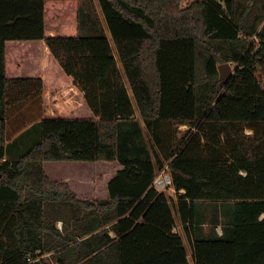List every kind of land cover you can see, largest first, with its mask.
Segmentation results:
<instances>
[{
    "label": "trees",
    "instance_id": "16d2710c",
    "mask_svg": "<svg viewBox=\"0 0 264 264\" xmlns=\"http://www.w3.org/2000/svg\"><path fill=\"white\" fill-rule=\"evenodd\" d=\"M181 1L98 0L113 49L83 0H0V264H191L185 244L193 264H264V0ZM55 160L123 168L106 199H79ZM199 200L230 206L221 234L200 233Z\"/></svg>",
    "mask_w": 264,
    "mask_h": 264
},
{
    "label": "crops",
    "instance_id": "0c3cea01",
    "mask_svg": "<svg viewBox=\"0 0 264 264\" xmlns=\"http://www.w3.org/2000/svg\"><path fill=\"white\" fill-rule=\"evenodd\" d=\"M105 28H107L106 24H105ZM105 28L103 27L102 30L106 34ZM117 64L119 67L120 66L119 62H117ZM125 84H126V87H127V90L130 96L132 97L129 82L125 81ZM66 93H67L68 103L71 106L78 105L84 99V92L77 90L70 83L66 86ZM134 109H135L134 120L138 122V126L140 127L142 132L146 134V129L144 127V124L141 118L139 117L138 110L135 105H134ZM47 110L50 111V108H48ZM33 125L34 124L29 125L21 133H19L12 140L6 143L4 159H11V160L14 159L19 154L23 153L26 149H28L30 145H32V143H34L38 139V135H39L38 131L36 130L33 132L29 131L30 129H32ZM186 127L188 128L187 125ZM133 129L136 130L137 128L135 127ZM21 145H23V148L20 147ZM146 149H149V145H147L146 148L143 150H146ZM137 151L139 150L137 148H134V152H137ZM72 168H74V170ZM122 168H123V165L118 160H114V161L55 160V161H44L43 162V169L45 173L47 174V176L52 180L67 182L70 188L75 192L76 196L79 199H106L109 195L108 194V181L110 180L112 176L115 175V173L118 170ZM66 171H67L66 174L56 173V172H66ZM166 175L169 176V173L165 169L160 170L157 172L155 180L157 178H161ZM155 180L153 182L154 186H155ZM99 186H101L102 188L101 191H98L97 187ZM155 187L157 190L163 191V192H165L164 190L168 188L172 192L168 194L166 192L165 193L167 196L172 197V198H175V194L177 192L179 193L184 192L183 189L179 191L175 190L170 184L166 185L164 188H159L157 186ZM263 217H264V214H261L260 219ZM175 219H176V225L173 228V231L178 232L183 237L182 227H181V224H179L177 221L176 214H175ZM227 220H228V217L227 219L224 220V222H227ZM224 226L225 225H223V223H217L216 226L212 228L210 224L203 223L202 229H200L201 230L200 233L202 235H209L211 232L214 233L215 231L218 234H221L223 232ZM108 234L112 238H116V235L112 230H109ZM185 245H186L187 252H188V259L190 263L193 264L190 248L187 244Z\"/></svg>",
    "mask_w": 264,
    "mask_h": 264
},
{
    "label": "rangeland",
    "instance_id": "374dc122",
    "mask_svg": "<svg viewBox=\"0 0 264 264\" xmlns=\"http://www.w3.org/2000/svg\"><path fill=\"white\" fill-rule=\"evenodd\" d=\"M191 0H182L181 1V6H186ZM83 4H84V9L86 11H90L91 13V17L88 18V21H90L91 23H97L98 26H101L102 28H105V21L103 18V14L102 11L100 9L98 0H83ZM90 16V15H89ZM106 30V35L111 43V45L113 46L114 49V45H113V41L110 37V33L107 30V28H105ZM120 64V63H119ZM231 66L234 68L236 66L235 63H232ZM173 127L175 128V132L178 136L182 135V133L186 130V124H175L173 125ZM36 127L33 126L32 129H30L29 131H35ZM37 131V130H36ZM251 130H249V128H243L242 129V135L244 134H250ZM242 143H244V139L243 137H240ZM19 142V141H17ZM16 144V143H15ZM21 148H23V145L20 146ZM74 170V168H72ZM68 170V169H67ZM72 170V171H73ZM70 171V170H69ZM74 172V171H73ZM57 174H66V172H56ZM163 174V173H162ZM164 175V174H163ZM98 191H101V186L97 187ZM167 194L171 193L172 191L169 190L168 188H166V190H164ZM221 201H196L194 204V209L196 212V216L197 219H202L204 220V223L210 224L212 228H214V226L212 225V223H223V225L226 224V222H224L225 219H227V215L226 212L230 210V206L227 207V209H224V207L221 205L220 203ZM220 211V212H218ZM228 213V212H227ZM216 223V224H217ZM215 224V226H216ZM57 226H61V222H57L56 223ZM220 232V231H219ZM56 264V263H54Z\"/></svg>",
    "mask_w": 264,
    "mask_h": 264
},
{
    "label": "water",
    "instance_id": "95a60500",
    "mask_svg": "<svg viewBox=\"0 0 264 264\" xmlns=\"http://www.w3.org/2000/svg\"><path fill=\"white\" fill-rule=\"evenodd\" d=\"M234 69L235 67L233 68L230 62L220 63L218 65L219 78L221 80L228 79L232 75Z\"/></svg>",
    "mask_w": 264,
    "mask_h": 264
},
{
    "label": "built area",
    "instance_id": "2783aa9c",
    "mask_svg": "<svg viewBox=\"0 0 264 264\" xmlns=\"http://www.w3.org/2000/svg\"><path fill=\"white\" fill-rule=\"evenodd\" d=\"M170 177L168 175L155 180V186L159 188H164L166 185L170 184Z\"/></svg>",
    "mask_w": 264,
    "mask_h": 264
}]
</instances>
